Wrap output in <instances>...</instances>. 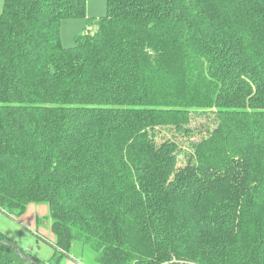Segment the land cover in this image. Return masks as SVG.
<instances>
[{
  "label": "trees",
  "instance_id": "obj_1",
  "mask_svg": "<svg viewBox=\"0 0 264 264\" xmlns=\"http://www.w3.org/2000/svg\"><path fill=\"white\" fill-rule=\"evenodd\" d=\"M106 5L64 48L87 0H3L0 211L97 264H264V0ZM0 264L42 262L0 233Z\"/></svg>",
  "mask_w": 264,
  "mask_h": 264
},
{
  "label": "rangeland",
  "instance_id": "obj_2",
  "mask_svg": "<svg viewBox=\"0 0 264 264\" xmlns=\"http://www.w3.org/2000/svg\"><path fill=\"white\" fill-rule=\"evenodd\" d=\"M106 4L107 0H87L85 19H68L62 21L60 24V40L62 46L64 48H72L76 45L78 36H81L83 33H95L100 18L105 15ZM2 8L3 0H0V13L2 12ZM202 123L203 121L193 122L191 127L198 129L202 126ZM170 137L171 134L165 131L162 135L158 136L156 140L159 144ZM199 139L200 135L198 134L190 140H187L195 142ZM188 141L181 138L176 141L181 143V147H183L185 143L186 150H183L185 153L176 155L173 164V172L183 168L187 163V155L190 153V148L188 150V145H186L189 143ZM185 147L183 148L185 149ZM172 176L173 173H171L168 178L172 179ZM17 219L18 217L11 218L0 211V232L6 238L16 242L23 249H27L31 246L34 254L37 255L42 264H97L92 252L85 250L79 242H73L68 254L66 256H60L52 243L43 239V237L48 238V231L51 229L49 211L46 215H42L38 219L39 221L36 230L34 229L35 231L26 228L24 224L19 223Z\"/></svg>",
  "mask_w": 264,
  "mask_h": 264
},
{
  "label": "crops",
  "instance_id": "obj_3",
  "mask_svg": "<svg viewBox=\"0 0 264 264\" xmlns=\"http://www.w3.org/2000/svg\"><path fill=\"white\" fill-rule=\"evenodd\" d=\"M84 34V33H83ZM79 37V36H78ZM48 212V207L45 205H40V204H30L28 205L26 211L24 212V214H22L20 217H18V222L24 224V226L28 229L32 230H36V227L38 225V219L42 216V215H46ZM13 218V217H11ZM34 230V231H35ZM1 233V232H0ZM37 233V232H35ZM48 238L43 237L44 240H48V242L50 241V243H53L55 240L54 235L50 231H48ZM2 234V233H1Z\"/></svg>",
  "mask_w": 264,
  "mask_h": 264
}]
</instances>
